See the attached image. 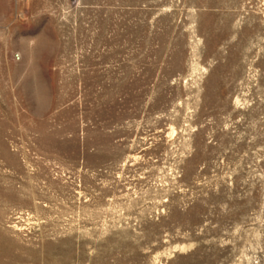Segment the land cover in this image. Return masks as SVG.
<instances>
[{
    "label": "rangeland",
    "instance_id": "1",
    "mask_svg": "<svg viewBox=\"0 0 264 264\" xmlns=\"http://www.w3.org/2000/svg\"><path fill=\"white\" fill-rule=\"evenodd\" d=\"M0 264H264V0H0Z\"/></svg>",
    "mask_w": 264,
    "mask_h": 264
}]
</instances>
